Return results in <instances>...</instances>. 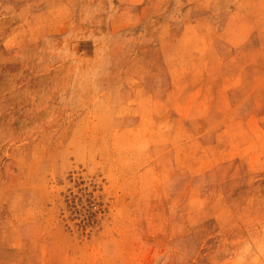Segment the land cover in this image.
Wrapping results in <instances>:
<instances>
[{"label":"rangeland","instance_id":"obj_1","mask_svg":"<svg viewBox=\"0 0 264 264\" xmlns=\"http://www.w3.org/2000/svg\"><path fill=\"white\" fill-rule=\"evenodd\" d=\"M0 264H264V0H0Z\"/></svg>","mask_w":264,"mask_h":264}]
</instances>
